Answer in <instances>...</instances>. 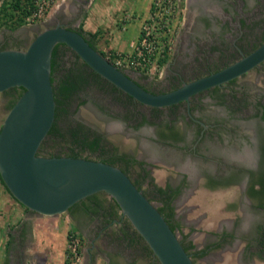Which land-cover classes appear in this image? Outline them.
Masks as SVG:
<instances>
[{"label": "rangeland", "instance_id": "rangeland-1", "mask_svg": "<svg viewBox=\"0 0 264 264\" xmlns=\"http://www.w3.org/2000/svg\"><path fill=\"white\" fill-rule=\"evenodd\" d=\"M242 1L243 3H231L228 0H171V13L168 16L170 48L167 61L157 70L146 73L142 72L143 74L141 73L139 76L132 69L127 68L123 70L133 75L136 74L135 76L146 85L160 88L165 86L166 80L172 81V78H174L177 80L176 82L179 86L185 81L209 73L206 72L209 69L220 68L223 64L228 65L235 61L241 57L235 49L222 52L223 57H220L221 54L219 53H210L211 51H208V49L205 50V44L207 43V38L215 35H219L221 38L222 34L228 30H232L234 34L237 33V27L235 25L229 26L226 21V14L232 13L234 15L237 13V7L242 8L245 12V17L250 22L253 20V25L250 23V28L253 27V39L249 42V47L251 46L252 49L250 48L249 50H253L261 43L260 21L263 16L264 0ZM89 2L90 0H53L49 5L48 11L40 18L27 21L23 26L20 25L14 29L5 25L1 26L0 49L4 45H6L5 48L25 49L38 32L57 23L77 27L85 14ZM153 2L154 0H138L134 2V8L130 5V8L125 7V9L119 10V16L121 15L119 18L120 23L125 25L122 27L128 28L127 23L136 21L139 24L140 30L144 19H147L151 15L150 7ZM102 3L106 7L109 5L108 2ZM94 7L95 5L92 4L89 6V10L94 11ZM222 22H225V24L221 25ZM117 28L121 29V25H117ZM133 29L135 28L131 25L127 31L128 38L130 36L134 38L135 34H137ZM202 38H204L203 42ZM194 42L195 44H193ZM100 44L105 45L106 43L102 40ZM194 46H196V49ZM249 47L244 46L246 51ZM190 48H193L192 50L195 51L194 54H192L193 51L191 52L192 59H194L192 62L187 57L190 54ZM62 50L63 47H61ZM110 50L112 48L108 47L102 51L106 55L111 52ZM62 52L65 53L60 58L62 64L58 71L59 73L71 66L76 67L77 70L83 67V70L85 69L87 73L89 72L87 67L82 66L81 62L74 55H71L69 50ZM196 52H199L200 58ZM191 54L189 58H191ZM207 54L209 57H207ZM180 65H183L184 72L182 70L179 71ZM191 75H195V77L191 78ZM90 77H88L89 79L84 88L73 96L71 104L68 106L64 105L63 113L57 115L54 120L58 128L62 132H66V134L68 132L67 129L73 128L77 122H81L85 126L102 134L104 137L102 140L103 144L101 149L96 152L81 150L77 147H74V150L79 152L80 157L94 160H100L105 156H112L117 150L129 151L136 154L139 158H143L141 157L143 152L141 148L144 145L148 146L153 151L151 158L153 157L154 160L149 159V156L145 160L152 165L154 172H159L155 176L153 175L155 177L154 181L158 183L169 180V176L179 177L176 180H180L183 174H187L182 169L185 163L189 168L193 167L195 175H188L186 182L185 178L181 181L184 183L182 187L185 186V188L181 190L180 195L174 200L176 214L182 222L183 230L190 233L197 244L202 245L207 240H213L214 235L212 231L214 226L209 222H202L201 220L204 216L203 208L205 209L214 199V191L204 187V177L201 178V175L208 173L207 171L214 170L216 164H213V160L220 159L218 153H221L220 150L222 148H225L227 151H229L228 149L233 151L251 147V149L256 151V146L260 144L261 138L263 139L260 122L257 117L253 116L254 113H248V109L246 108L249 107L248 104H235V107L231 104L232 108H235L236 111L225 110V107L229 106L228 101L231 96L233 99L236 98L235 100L239 99L240 102H244L245 91L250 95L251 92L259 90L262 80L261 70L259 68L248 70L243 75L236 77L233 83L220 88L215 99L211 97L206 99L207 102L205 101L203 106L208 109L207 111H209L210 115V111H212L214 114H219L227 123L235 122L234 132H236L235 141L237 143H233L235 146H231V142L224 145L221 143L217 144L220 140H216L217 142L213 141V137L209 134L206 136L204 142L198 144V154L192 153L191 148L182 152L175 147L169 149V146L164 144L165 142L152 141L154 139H151L148 124L137 128L136 125L134 126V121H128L124 118L123 111L121 112V108H119L121 100L124 101V99L112 101L108 84L103 79L94 81ZM20 90L19 87H13L0 91V128L12 102L16 99ZM231 90H236L237 92L234 93ZM134 107L135 110L139 109V111L153 116L142 105L140 107L135 105ZM153 117L156 120L160 116ZM180 123H183V127L187 133L184 139L185 143L191 145L193 142V139H191L192 127L185 119ZM239 123L251 126L252 138L239 133L240 131L244 132L237 130L239 129ZM155 127L151 125V128ZM226 132L220 131L222 134ZM232 139L233 137L228 136L226 141ZM72 147L71 142L61 137L48 136L44 140L42 150L40 149L37 152L41 155H51L52 153L54 155H63L62 152L69 151V148ZM117 163L119 162L117 161L116 165ZM233 164L230 162V165ZM180 166L183 167L181 168ZM127 170L130 171L131 175L137 177L135 168L129 167ZM238 182L239 179L235 178L228 183L229 185L226 183L222 188L225 189L229 186L238 185ZM141 184L142 189L147 190V195L152 202L156 206H160L159 201L162 200L154 193L150 181L142 179ZM189 196L193 198V201L191 200L192 203L184 202ZM101 197L104 198L105 205L108 208V215L104 218L105 221L100 225H92L88 221L75 225L77 221L73 222L67 210L53 215H46L24 207L0 182V264H3L4 261L6 262L8 258L7 240L12 231H14V226L20 220H26L29 228L28 236L24 241L25 248H23L25 252V255L23 254V261L25 264H65L67 254L69 255L67 264H161L143 237L139 236V232L132 225L128 217L122 214L120 208L113 206L112 197L105 192L101 193ZM222 198L225 199V197ZM247 209L246 212H248ZM236 222H238V219ZM178 230L183 232L181 228H178ZM179 231L177 233L178 236ZM74 245L75 250H73ZM10 248L15 252L18 251L16 250L17 246L14 244V241ZM232 249V245L227 243L221 248L213 249L202 256H194L192 260L195 264H217L220 261H222V264H235L237 261L240 264L248 263L249 260L243 256L238 259L237 253L234 250L232 251ZM14 256L20 259L19 256ZM90 256L91 260H89Z\"/></svg>", "mask_w": 264, "mask_h": 264}, {"label": "water", "instance_id": "water-1", "mask_svg": "<svg viewBox=\"0 0 264 264\" xmlns=\"http://www.w3.org/2000/svg\"><path fill=\"white\" fill-rule=\"evenodd\" d=\"M58 42L135 100L162 107L188 100L194 93L259 65L264 59V41L220 69L157 93L112 64L79 31L60 23L38 32L25 49H0V91L24 87L0 128V176L11 194L28 209L53 215L103 191L118 203L161 264H195L157 206L121 168L101 160L37 152L54 120L50 59Z\"/></svg>", "mask_w": 264, "mask_h": 264}, {"label": "flooded vegetation", "instance_id": "flooded-vegetation-1", "mask_svg": "<svg viewBox=\"0 0 264 264\" xmlns=\"http://www.w3.org/2000/svg\"><path fill=\"white\" fill-rule=\"evenodd\" d=\"M228 1L231 3H243L242 0ZM221 11L223 12L222 9ZM226 15L227 24L229 26L235 25L237 27V33L234 34L232 30H228L226 33L222 34L223 36L221 38L219 37V35L207 38L208 40H206L207 43L205 44V50L208 49V51H211L210 53H219L221 54L220 57H223L222 52L229 50L232 51L233 49H235L236 51H238L240 56H242L243 54L248 53L250 51L249 49L251 48V46L249 47V42H251L253 39V27L250 28V26L253 25V20L250 22V20L245 17V12L240 7H237V13H235L234 15H232V13ZM262 15L263 16L260 21V42L264 41V8L262 10ZM250 23L252 24L250 25ZM224 24L225 22L221 23V25ZM21 26H23V24ZM67 26L75 28V26L72 25L67 24ZM201 40L203 42L204 38H202ZM193 44H195V42ZM244 46L249 47L247 51L245 50ZM1 47L5 48L6 45ZM61 47H63L62 51L69 50L72 55V49L69 46H67L66 44H62L60 46V49ZM194 48L196 49V46H194ZM192 49H189L190 54L192 51V54L195 53V51ZM62 51L60 53L61 55L65 53ZM192 54L191 58L187 56L188 60H191V62L192 60H194L192 59ZM197 54L200 58L199 52ZM207 57H209L208 54ZM223 66H225V64L221 65L220 68H222ZM220 68L209 69L206 72H212ZM253 68H259L261 70L262 80L259 90L251 92L250 95L247 94V91H245L244 102H240L239 99L235 100L236 98L233 99V97L231 96L230 100L228 101L229 106L225 107V110L236 111L235 108H232V106H236L235 104H248L249 107H246L248 109V113H254L253 116L257 117L260 122L261 130L263 131V139L261 138L260 144L256 146V151L254 149H251V147H246L243 150L237 149L233 151H231L230 149H228L229 151H227L225 148H222V150H220L221 153H218L220 159L215 161L212 159L213 164H216L214 170L207 171L208 173L201 175V178L204 177V187L214 191V199L212 202L209 203L208 206H206L205 209L203 208L204 216L201 220L202 222H209L214 226V229L212 231L214 235L213 240H207L206 242L204 241L205 243H203L202 245L197 244L194 241L193 237L190 235V233L185 232L183 230L182 222L176 214L174 200L177 198L178 195H180L181 190L185 188V186L182 187L184 183H182L181 181L185 178L186 182L188 175H195L193 167V169L189 168V166L185 163V166H182L183 168L181 166L180 167L187 174H183V177H181L180 180H176L179 179V177L176 178L174 176H169V180H166L162 183H158L156 181V183L154 181V176L159 172H154V170H152V165H150L145 160L147 156H149V159L154 160L153 157L151 158V156L153 155V151L151 150V148L145 145L141 148L143 151V156L141 155V157L143 158H139L136 154L129 151H116V153L121 154L123 158L119 159V163L115 165L121 168L130 177L133 183L136 186L140 187L139 189L143 190L141 187L142 179L149 180L150 183H154L159 187L165 188L167 191H173L177 188L179 189L170 201V206H172L173 211V215L170 221L174 224V231L176 234L179 231L178 228H181V230L183 231H179V236L181 234V238L178 236V234L177 236L181 241L182 245H184L183 247H185V250L189 253L191 258H194V256H202L213 249H218L219 247L221 248L223 245L229 243L233 247L232 251L234 250L237 253L238 259L243 256L244 258H247V260H249L247 264H264V59L259 63V65ZM183 69V65H180L179 71L182 70V72H184ZM89 70L93 69L89 67ZM125 72L130 75L135 81L141 84L144 88L152 92H163L178 86L176 82L177 80L172 78V81L166 80L164 87L153 88L149 85H146L145 83L140 81L137 76H135L136 74L139 76L142 72L134 70V73H136L134 75L128 73V71ZM193 77H195V75H191V78ZM90 79L94 81L98 79H103L104 82L110 87V97L112 98V101H117L121 98L124 99V101L121 100L119 107L121 108V112L123 111L122 113L124 118L128 121H134V126L136 125L137 128L148 124L151 132V139H154L152 141H158L161 143L165 142L164 144H167L169 146V149H171V147H175L177 150L185 152L186 150H188V148H191L192 153L198 154V144L204 142V140H206V136L209 134L213 137V141L220 140L218 142L216 141L217 144L221 143L224 145L228 142H231V146H235L233 145V143H237L235 141L236 132H234L236 125L235 122L233 121L232 123H227V121L223 120V118L219 116V114H214L212 111H210V115L209 111H207L208 109L203 106L205 104V101L207 102L206 99L208 97L215 99V96L218 95V90H220V88H222L223 86L225 87L228 86L230 83H233L236 80V77L228 80L227 82L221 83L219 85H214L197 93H194L189 97L188 100H181L176 103L162 107L146 105L139 102L138 100H135L132 96H130L117 86L116 88H114L115 85L113 83L108 81L106 78H104L97 72L96 74L94 73ZM231 91L234 93L237 92L236 90ZM135 105H137L138 107L142 105L146 107L145 109L152 113L153 116L160 117L155 120L153 119L154 117L152 115H147L146 112L139 111V109L135 110ZM153 108L160 109V111L153 112ZM140 112L147 117V119L145 118V121L143 122V116ZM119 114L122 115L121 113ZM183 119L189 122L192 127L191 139H193V142L191 145L185 143L184 140L187 136V133L185 131V128L183 127V123H180L183 122ZM77 124L78 122L75 125ZM167 124L170 128L172 127L175 130V133H171L170 130L166 128ZM151 125H154L156 127L151 128ZM238 126V131H244H240L239 133L245 134L249 138H252L251 126L249 124L239 123ZM221 130L227 132L222 134L220 133ZM91 131L93 132L94 130L91 129ZM94 132L96 133L94 135L99 134L104 139L102 134L98 133L97 131ZM163 132L166 134V136H163L161 134ZM174 135H177L178 137L176 136V139H174ZM225 136L233 137V139L226 141L227 137ZM66 152H62L63 155H66L64 154ZM132 159L135 162H130L129 164H126L128 160L131 161ZM173 162L176 163L175 161ZM230 162L234 164L230 165ZM129 167H133L136 169L137 177L130 174V171L127 170V168ZM235 178L239 179L238 185L232 187L229 186L230 188L228 187L225 189L222 188V186H225L226 183L228 184ZM143 191H145V193L147 194L146 189H144ZM190 194L193 195L192 193ZM147 197L149 196L147 195ZM158 197L160 198V195H158ZM222 197H225V199H223ZM191 200L193 201V198L192 196H189L184 200V202L192 203ZM159 204L161 205L162 201H159ZM246 208H248V212H246ZM107 209L108 208L107 205H105L104 198L101 197V193L98 194L97 191L96 194L94 192L91 194L90 197H84L72 204L67 209V212L71 216L73 222L77 221L75 225H78L83 221H88L92 225H100L102 222L105 221L104 218L108 215ZM237 219L238 222H236ZM13 229L14 231H12L7 240L8 258L6 257L7 260L4 263L25 264L23 261V254L25 255L23 248H25L24 241L26 240V237L28 236L29 232L27 221L20 220L18 224L14 226ZM13 241L14 244H16L17 246V252L11 250L10 248ZM14 255L19 256L20 259L16 258V256ZM89 260H91V256L89 257ZM217 264H222V261L217 262ZM235 264L240 263L237 261Z\"/></svg>", "mask_w": 264, "mask_h": 264}, {"label": "trees", "instance_id": "trees-1", "mask_svg": "<svg viewBox=\"0 0 264 264\" xmlns=\"http://www.w3.org/2000/svg\"><path fill=\"white\" fill-rule=\"evenodd\" d=\"M35 2H36V0H0V27L5 25L7 27H10L11 29H14V28H17L18 26H20L22 24L27 23V21H28L27 17L36 8ZM153 6L154 5L152 4L150 7L151 11L153 9ZM74 29H76L81 34H83V36L86 38V40L94 48H97L96 40H97L99 33L101 31L100 28L92 32L89 30H85L82 27V25L79 24ZM62 44H65V43L58 42L53 46L52 51H51V59H50V80L52 83L53 96H54V100H55L54 118H56L57 115L63 113L64 105L68 106L69 104H71L73 96L78 94L84 88V86L86 85V82L89 79L88 77L93 76L94 73L96 74V72H94V70H89V66L86 64V62L84 60H82L78 56V54L75 53L73 50H72V55H74V57L77 58L81 62L82 66H84L85 68L87 67L89 72L87 73V71L85 69L83 70V67H82V69L79 68L77 70L76 67L71 66V67H67L65 69V71L59 73L58 71L60 70L61 64H62L61 59H60L61 58L60 46ZM97 50L103 56H105L107 58V60H109L112 64H114L112 61L111 55H113L115 50H113V49L110 50L111 55H109V56H106L105 53L101 49L97 48ZM167 50H168V45L164 44L162 47V56L158 60V65H162L163 63H165L167 61V59H168V53H166ZM121 69H123V68H121ZM13 87H19L21 89L19 91L17 97H16V99H17L19 97V95L23 92L24 87H22V86H13ZM13 87H10V88H13ZM114 88H116V86H114ZM15 100L12 102V104L15 102ZM152 110H154L153 112H159L160 111V109H157V108H153ZM142 116H143L142 117L143 118L142 122H143V121H145V118L147 119V117L144 114H142ZM166 128L168 130H170L171 133H175V130L172 127L170 128L168 126V124L166 125ZM67 130H68L67 134H66V132H62L58 128V126L55 124V120H53V123H52L51 127L49 128L45 138L42 140L41 144L39 145L38 150H40V149L42 150L44 140L48 136L61 137L64 140L71 142V145L73 147L69 148V151L64 153V154L70 155V156H80L79 152L77 150H74V147H77L81 150H88L89 152H96L97 150L101 149V146L103 144V141H102L103 138L99 134L94 135L96 133L92 132L91 129L89 127L85 126L83 123L78 122V124L75 125L73 128L71 127ZM161 134L163 136H166V134L164 132ZM176 136L177 135L173 136L174 139H176L175 138ZM51 155H54V154L52 153ZM122 158H123V156H121V154L114 153V155H112V156L102 157L101 160H103L107 163L116 164V162ZM130 162L133 163L135 161L133 159L131 161L128 160V162H126V164H129ZM0 182L9 191V189L5 185L1 176H0ZM211 184H213V183H211ZM151 186H153L154 193L157 194V196L160 195V198L162 200V204L160 206H157L158 210L163 214V216L165 217V219L169 223L170 227L174 230V228H175L174 224L171 223V221H170V219L172 218V215H173L172 206H170V201L179 189L177 188L176 190H173V191H169V190L167 191L165 188L159 187V186L155 185L154 183H151ZM137 187L140 188L139 186H137ZM99 193H103V191H98V194ZM143 193L147 196L145 191H143ZM95 194H96V192H95ZM90 196H91V194L87 195L86 197H90ZM23 206L26 207L24 204H23ZM113 206L120 208L118 203L114 199H113ZM139 236L142 237L140 234H139ZM68 257H69V255L67 254V256L65 258V264H67ZM4 262H3V264H6Z\"/></svg>", "mask_w": 264, "mask_h": 264}, {"label": "built area", "instance_id": "built-area-1", "mask_svg": "<svg viewBox=\"0 0 264 264\" xmlns=\"http://www.w3.org/2000/svg\"><path fill=\"white\" fill-rule=\"evenodd\" d=\"M53 0H36V8L27 17V20H33L43 16ZM153 11L151 15L144 19L140 27L138 36L130 43L129 49L116 50L111 55L115 66L123 69H132L140 72L157 70L160 66L158 60L162 56V47L168 45L169 52V13L172 7L171 0H154ZM76 245V244H75ZM75 245L73 250H75Z\"/></svg>", "mask_w": 264, "mask_h": 264}, {"label": "crops", "instance_id": "crops-1", "mask_svg": "<svg viewBox=\"0 0 264 264\" xmlns=\"http://www.w3.org/2000/svg\"><path fill=\"white\" fill-rule=\"evenodd\" d=\"M136 1L138 0H90L80 24L85 30H89L92 32L101 28L99 36L96 40V43H99L97 46L99 49L104 50L108 47L115 50L129 49L131 40L135 39L138 36L139 24L135 21L129 24L127 23L126 25H128V28L122 27L125 25L120 23L121 21L119 20V18L121 17V15L119 16V10L125 9V7H129L130 5H132V8H134V2ZM102 2H108V7L104 6L105 4L103 5ZM92 4L95 5L94 11L89 10V6H91ZM119 24L121 25V29L117 28V25ZM131 25L135 28L133 29V31L137 33L135 34L134 38H132L131 36L128 38L127 36V31ZM102 40L105 41L106 46L100 44Z\"/></svg>", "mask_w": 264, "mask_h": 264}]
</instances>
